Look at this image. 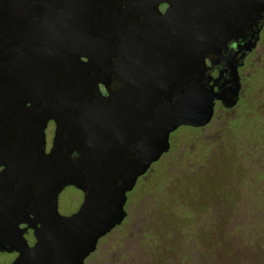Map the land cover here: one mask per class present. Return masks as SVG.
<instances>
[{
    "label": "water",
    "instance_id": "obj_1",
    "mask_svg": "<svg viewBox=\"0 0 264 264\" xmlns=\"http://www.w3.org/2000/svg\"><path fill=\"white\" fill-rule=\"evenodd\" d=\"M263 15L264 0H0V251L84 264L171 135L234 104L211 56ZM68 186L84 200L64 216Z\"/></svg>",
    "mask_w": 264,
    "mask_h": 264
},
{
    "label": "trees",
    "instance_id": "obj_2",
    "mask_svg": "<svg viewBox=\"0 0 264 264\" xmlns=\"http://www.w3.org/2000/svg\"><path fill=\"white\" fill-rule=\"evenodd\" d=\"M254 120L252 123L246 114H241L229 121L233 129L227 130L226 138L231 145H224L221 150L225 161L221 162L219 170L213 163L205 179L202 178L204 168L188 166V159L197 152L193 147L199 141L197 131L181 128V132H188L187 137L178 139V131L172 139L171 154L156 165L148 180H142L145 187L141 192L148 185L156 189L150 197L154 208L147 212L152 211L157 221L151 228L143 229L144 236L152 239L145 243H153L151 249L156 264H191L186 250L188 243L193 244L195 254L203 257V262L198 264H211L213 245L219 247V254L223 248H230L224 252L229 256L225 264L251 263L249 255L262 251L263 221L257 214L262 211L261 205L245 206V201L250 199L258 204L264 201V168L260 166L261 161L256 160L264 152V129L260 115ZM247 139L252 140L251 145ZM247 152L255 157L249 173L246 171L248 163L242 159ZM197 160L194 158L193 162ZM246 186L253 188L252 191L246 190ZM171 187L175 190L173 194L165 191ZM234 249L240 251L239 256L234 257ZM262 258H256V262L261 263ZM222 259L223 254L218 264Z\"/></svg>",
    "mask_w": 264,
    "mask_h": 264
},
{
    "label": "flooded vegetation",
    "instance_id": "obj_3",
    "mask_svg": "<svg viewBox=\"0 0 264 264\" xmlns=\"http://www.w3.org/2000/svg\"><path fill=\"white\" fill-rule=\"evenodd\" d=\"M211 57L213 60H218L217 64H215L213 70L211 71L213 79L217 81L213 80L211 84H216V91H219L220 88H231L233 91L236 90V93L233 97L234 104L231 107H228L222 101L218 100L215 104L214 116L210 123H208L206 126L199 128L192 126H182L178 129H196L199 141L198 144L193 147L197 152L192 158L188 159V166H190V168L192 169H194L196 166H201V168H204L202 172V178L204 179L207 174L211 173V165H213V163L214 165L219 166V168H217V170H219L221 168V162L225 161L226 156L223 155L221 150L224 145H231V142L226 138L227 130H229L230 132L231 129H233V127L229 125L230 120H236L241 116V114H246V118L248 117L250 122L255 123L254 117L256 118V116L260 115L264 129V15L257 26L245 31L242 37L230 40L227 43L226 48L222 52L212 55ZM50 123L54 122L51 121ZM178 130L173 134L175 135ZM171 137L169 151L164 154L158 162L152 164L148 172L138 179L134 189L127 194V202L125 205L126 215L122 223L117 225L111 232H109L99 240L96 250L90 254V256L85 260L84 264L157 263L156 257L153 255L154 250L151 249V245L153 243H145L147 240L149 241L152 239L151 237L147 238L146 236H144L145 234H143V229L145 227L151 228L156 223V217H154L152 215V211H150L149 213L151 215V222L149 221L147 223L148 220L145 222L143 220L141 222V216H139V220L136 221V219H134L135 217H132V212L134 215H137L136 211L141 212L142 208H144L146 210L145 212L148 213L147 209L149 208L147 206H142L143 197L141 196V188L145 187V185L142 186V180H148L147 177L152 174L156 165H158L160 161L164 160L171 154L170 152L172 151L173 146ZM247 140L251 145L252 140ZM181 147L182 146L179 147L180 150ZM50 148H47V151H49ZM253 157L254 155L252 153L247 152L242 158L243 160L245 158L248 163L246 170L248 171V173L251 171V169L253 170V159H255V157ZM194 158H198L196 163L193 162ZM256 160H260V166L264 168V152L260 154L259 158H257ZM255 165H257V163H255ZM148 187H150V185L146 186V188ZM66 188L64 190H66ZM252 189L253 188H247L246 186V190L252 191ZM255 205H261L262 208V211L257 212V214L261 216V221H263L261 234H264V201H262V204H258L252 199L245 201V206L247 207H254ZM80 207L78 208V210L80 209ZM153 208L151 210H153ZM78 210H76L74 213H76ZM132 218L138 224H135L136 229L134 230V234L131 235V238L133 239L130 238L123 241L117 240L118 243L122 244V250L124 251L120 253L121 250H114L113 248H115L116 246L110 247V250L106 249V246L109 244L110 239H113V237L116 236L117 231L126 230L127 227L130 226L129 220ZM25 237L31 246H33L36 242L33 229H29L25 233ZM260 237H263V235H260ZM126 246L129 248H124ZM261 246L264 247V244H262ZM149 247L150 249H148ZM262 253L264 254L263 249ZM17 256L18 253L16 252L6 250L0 251V264H13Z\"/></svg>",
    "mask_w": 264,
    "mask_h": 264
},
{
    "label": "rangeland",
    "instance_id": "obj_4",
    "mask_svg": "<svg viewBox=\"0 0 264 264\" xmlns=\"http://www.w3.org/2000/svg\"><path fill=\"white\" fill-rule=\"evenodd\" d=\"M54 130H55V124L54 123H50V125H49V127L47 129V140H48L47 148H50L52 146V139H53V136H54ZM181 130H183V129L178 130V131H180V134L178 135V139H180V140L182 138L187 137V135H188V132H186V131H182L181 132ZM173 136H174V134L172 135L171 140L173 139ZM155 190H156L155 187L152 188V186H150L148 188H145L141 192V196H144V197L146 196V199H144V200L142 199V203H143L142 206L143 207L147 206L149 208V210H151L153 208V206H154L153 205L154 201L150 197L154 196ZM165 191L170 193V194H173L175 192L173 187L165 188ZM82 200H83V193L80 190H78V189H76L75 187H72V186L66 188V190H64L61 193L60 197H59V212L62 215H64V216L71 215L76 210H78V208L80 207V205L82 203ZM145 211L146 210L144 208H142L141 212L136 211L137 215H134L133 212H132V217L133 218L135 217L134 219H136V221H137V220H139V216H141V222L143 220H144V222L148 220L147 223L149 221L151 222V220H150L151 219V215L149 213H146ZM133 218L129 220V225L130 226L127 227L126 230H122V231H117L116 232V236H114L113 239H110V242L106 246V249L110 250L111 249L110 247L116 246L115 247L116 249L113 248L114 250H117V251L121 250L120 253L122 251H124V250H122V244L118 243L117 240L123 241V240H126V239H130L131 235L134 234V230L136 229L135 228V224H137V223H136V221ZM143 223H142V225H143ZM261 235H263V237H261L260 239L262 241V244H264V241H263L264 240V234H261ZM131 239H133V238H131ZM131 244H132V242H131ZM262 244H260V245H262ZM124 248H129V247L126 246ZM218 249H219V247H217L215 245H213L212 248H211V251L213 252L212 253V257L210 256V258H209L211 264H218V258L221 256V254H223V259L219 260V264H225V260L228 259V257H229L224 252L228 251V249L230 250V248H223L222 252L220 254L218 253V251H219ZM114 250H112V251H114ZM186 250H187L188 255H189L188 257L191 258L190 261H189V262H191V264H198L199 261L203 262L202 261L203 257H200L198 254H195V250L193 248V244L192 243H188L187 244ZM263 251H264V247H263ZM233 252H234V257L239 256V254H237L238 252H240V251H238V249H234ZM255 254L258 255L260 258L263 257L261 263H258L259 261L256 262V258L259 259V257L258 256L255 257ZM249 257H250V260H252V261H250L252 264H264V254L262 253V251L261 252L254 251V254L253 255H249ZM251 263H249V261H248V264H251ZM200 264H202V263H200Z\"/></svg>",
    "mask_w": 264,
    "mask_h": 264
}]
</instances>
